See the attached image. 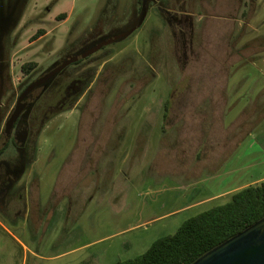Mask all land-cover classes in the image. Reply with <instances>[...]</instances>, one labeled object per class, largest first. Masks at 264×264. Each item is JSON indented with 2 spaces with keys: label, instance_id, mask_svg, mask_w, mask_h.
<instances>
[{
  "label": "rangeland",
  "instance_id": "rangeland-1",
  "mask_svg": "<svg viewBox=\"0 0 264 264\" xmlns=\"http://www.w3.org/2000/svg\"><path fill=\"white\" fill-rule=\"evenodd\" d=\"M155 1L163 12L147 5L130 36L69 69L90 70L88 88L47 121L34 190L66 197L33 235L0 233V264L132 259L264 179V0ZM141 12V0H21L15 82Z\"/></svg>",
  "mask_w": 264,
  "mask_h": 264
},
{
  "label": "flooded vegetation",
  "instance_id": "flooded-vegetation-1",
  "mask_svg": "<svg viewBox=\"0 0 264 264\" xmlns=\"http://www.w3.org/2000/svg\"><path fill=\"white\" fill-rule=\"evenodd\" d=\"M20 1L0 0V233L13 234L12 231L16 230L33 235L40 226L37 221L45 214L44 222L47 217L55 215L66 197L62 194L59 201L52 204V197L49 196L42 202L40 196L36 199L34 190L38 187L40 195L41 188L37 183L39 173L35 165L40 149V136L47 121L51 116L77 108L82 92L88 88H84V82L91 74L90 70L74 73L69 72V69L108 47L112 43L110 40L126 30H112L108 34H102L93 42L86 43L82 49L52 64L48 70L37 72L33 68L25 79L15 82L12 57L18 45L16 29ZM153 3L160 12L165 10L160 1L141 0V16L130 20L137 24L129 29L143 22L145 9L153 6ZM168 20L170 24L174 21L176 25L184 26V19L173 14ZM99 38L102 39L98 40ZM106 42L109 43L105 44ZM98 46L100 47L94 53L68 64L44 83L27 91L33 82L62 65L68 57L80 55Z\"/></svg>",
  "mask_w": 264,
  "mask_h": 264
},
{
  "label": "trees",
  "instance_id": "trees-1",
  "mask_svg": "<svg viewBox=\"0 0 264 264\" xmlns=\"http://www.w3.org/2000/svg\"><path fill=\"white\" fill-rule=\"evenodd\" d=\"M33 65L25 64L23 69L28 71ZM263 217L264 179L235 190L228 202L189 218L143 254L114 264H192Z\"/></svg>",
  "mask_w": 264,
  "mask_h": 264
},
{
  "label": "water",
  "instance_id": "water-1",
  "mask_svg": "<svg viewBox=\"0 0 264 264\" xmlns=\"http://www.w3.org/2000/svg\"><path fill=\"white\" fill-rule=\"evenodd\" d=\"M135 29L136 27L128 29L120 35L115 36L110 41L113 42L115 40L125 39L130 36ZM107 43L109 42H106L105 44ZM99 47L100 46L80 55L68 57L62 65L40 80L33 82L28 87L27 91L32 90L41 83H44L47 79L51 78L56 72L68 64L86 58L88 55L97 51ZM192 264H264V217L214 247L199 257Z\"/></svg>",
  "mask_w": 264,
  "mask_h": 264
}]
</instances>
